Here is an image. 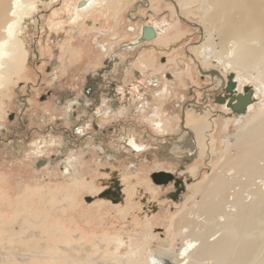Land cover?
<instances>
[{"label":"rangeland","instance_id":"374dc122","mask_svg":"<svg viewBox=\"0 0 264 264\" xmlns=\"http://www.w3.org/2000/svg\"><path fill=\"white\" fill-rule=\"evenodd\" d=\"M81 1L86 4L80 9L89 11L78 16L73 9ZM152 1L134 0L122 6L117 28L109 15L100 18L107 16L100 0H92L91 5L89 0H38L37 10L29 13L18 29L14 41L20 42L24 50L22 61L14 66L8 84L4 85V81L0 87V264H150V258L160 254L175 261L183 245L175 233L184 217H196L188 216L194 212L195 204L204 202L198 190L217 179V170L236 159L243 149L264 154V92L258 82L254 81L256 87L248 81L242 67L237 66L232 72L241 87L252 85L255 98L253 111L242 119V124H236L230 117L234 114L232 109L230 114L218 102L217 97L225 89L216 92L211 86L209 75L220 74L227 67L222 57L218 55V62L209 60L206 65L197 62L202 47L211 42L220 52L225 39L215 31L214 37L211 35L208 19L214 11L213 0H181L187 15L181 22L184 37L179 42H172L168 48L151 42L144 51L138 47L132 52H119L122 45L132 41L121 38L126 27L129 26L128 36L137 32L138 28L134 31L132 25L139 24L131 23L134 14L135 21L144 18L148 22L149 18L152 22L166 19L169 24L175 23L170 12V5L176 7L173 1L160 0L157 15ZM255 3L262 13L264 7L258 0ZM204 26L208 33H202ZM235 30L238 28L231 22L229 31ZM114 33L121 34L117 40L111 39ZM257 38L264 39V30ZM109 40L121 54V61L111 68V77L99 88L103 75L99 77L97 72L102 74L110 65L98 45ZM250 44L263 50L261 44ZM142 52L156 56V66L162 69L156 77L169 79L167 97L155 96L152 88L158 85H151L154 78L140 82L132 73H125L127 65L135 68L132 65ZM115 69L118 75L114 77ZM190 72L191 77L187 78ZM180 75L185 78L182 82ZM111 83L124 87L122 95L135 105V113L128 111V118L116 111L109 119L104 117L90 125L87 132L91 138L76 136L74 129L83 122L68 116L70 99L77 98L82 103L85 97L94 98L95 107L99 103L95 96L105 98ZM132 90L140 96L148 94L151 100L146 97L135 103ZM196 102L204 109L195 108ZM122 104L130 110L129 103ZM113 107L120 109L118 104ZM92 109L88 103L83 104L76 108V115L86 121L84 113L91 114ZM110 109L98 112H111ZM151 116H164L158 119L169 127L170 137L149 121ZM148 121L154 128L147 126ZM229 122L233 129H227ZM180 123L201 132L190 161H186L185 152H170L179 141L174 132ZM131 135L140 144L146 139V150L134 153L121 148L123 137ZM46 138L55 147L37 151L33 143L46 142ZM117 151L120 155L114 153ZM70 162L75 167L74 176L66 173ZM161 171L182 181L177 200L172 198L176 192L174 183L159 186L153 182L152 175ZM253 218L256 226L261 225L264 211L256 212ZM224 230L227 240L238 232L234 218ZM260 236L264 243V232ZM252 258L251 264H264V253L260 251Z\"/></svg>","mask_w":264,"mask_h":264},{"label":"bare ground","instance_id":"6f19581e","mask_svg":"<svg viewBox=\"0 0 264 264\" xmlns=\"http://www.w3.org/2000/svg\"><path fill=\"white\" fill-rule=\"evenodd\" d=\"M37 1L38 0H10V2H5V0H0V87L3 86L4 81V85L8 84V79L10 76L12 77L11 74L14 71V66L22 61V51L24 50L21 49L20 42L17 40L14 41L15 35L25 19L28 18L29 13L37 10ZM89 1L91 5L92 0ZM100 1L104 2V0ZM171 1H173L177 7L170 5L172 7L170 12L172 16H174V18H172V20L175 21L174 24H169L166 20H153L152 22L149 18L148 22L144 21V18L140 21H135L137 14H134L135 18L131 19V23L139 24L137 25L138 27L132 25L134 31L138 28L137 36L134 41L124 44L123 47L134 50L138 47H142L143 49L146 44H151V42H143L140 38L144 25L151 26L156 30L157 38L152 42H157L166 48L170 46V43L182 39L184 37L182 20L186 19L187 14L184 13L181 7V5H183L181 0ZM255 1L256 0L211 1L214 4V11L208 19L210 29L212 30L211 35L214 37L215 31L220 37L223 34L225 39L222 41L220 52H217V49L211 42L208 43L209 45L207 44V46L202 47L200 50L202 54L198 57L200 60L196 61L202 65H206V61L218 62L217 56L220 55L222 57L227 66L221 71L222 77L218 73L215 74L218 75L219 79L215 74L212 76L209 75L211 79H214L212 84L216 91L221 88L222 85L223 90L226 88L228 77L234 73L235 67L239 66L242 67L247 75V80L253 85H256V87L259 85L264 92V39L257 38V35L264 30V19H262V17L264 18V11L260 13L259 6ZM258 2L264 7V0H258ZM84 5L85 2H81L79 7L78 5L74 7L73 10L76 15L81 16L84 14L83 12L89 11V9H80ZM159 5H161L160 0L152 1V10L154 13H157ZM231 22L234 24L235 28H238V31H229ZM204 29L205 30L201 27L202 33H208V28L206 26H204ZM250 43H257V45L261 44L263 50H260L258 46H252ZM203 45H205L204 42ZM149 54L142 52L138 56L137 63L140 64L138 66H145L146 70L155 66L156 56ZM191 56H194L193 52H191ZM107 59L109 65H111L112 62H116L117 64L120 61L117 55ZM22 72L21 70L20 74ZM100 74L101 73H97V76L100 77ZM216 79L223 83L215 81ZM255 80L258 82V85L254 82ZM151 82V85L156 86L155 84H157V81L152 80ZM235 82L237 83V91L239 93H244V88L246 87H241L237 81L236 75ZM247 87L253 88L252 85ZM114 101H117V99L111 98V103ZM108 107H110V105H108ZM253 107L254 102L249 105L248 111L245 114L232 115L227 104L223 106V108L229 111L231 119L235 120L236 124H242V119L253 111ZM99 109L100 108H96L95 112ZM200 109L204 108L201 107ZM108 113L109 112H102L104 116ZM108 117L110 118L111 115L109 114ZM251 117L254 116L251 115ZM191 124L196 126L194 123ZM230 126L231 129H233L234 125H232L231 122L228 123L227 129H230ZM182 130L183 132H181V134L183 136L180 137L178 135L179 141L172 146L171 152L173 153L178 150L182 152L185 150L184 148L180 149L183 141L187 142L186 145H188V142H191L192 148L188 147L190 154L188 153L189 156L186 159V161H190L189 159H191L193 150L195 148L197 149V143L201 140V132L199 133V129L195 127L189 128L185 125ZM80 132L82 131L80 130ZM54 145V142L49 141V138H46V142L42 140L33 143L37 151L46 147H55ZM127 147L135 153H141L146 150L135 138H131L130 141L128 140ZM253 153H256L257 156H254ZM258 153L259 152L247 148L243 149L242 153L238 155L236 159L232 161H230V159L229 162L225 163L217 170V179H211L198 190V193L203 195L204 202L195 204V209H193L194 212L191 211L188 213V216L195 214L196 217H184L183 219L186 222L182 221L180 223L179 232L175 233L183 242L176 260H167L163 257V254H160L161 256L153 255L150 258V264H251L254 253L258 251L264 253V243L260 242V235L264 232V221H262L261 225L256 226L255 218H253L256 212L264 211V154L259 155ZM74 160L76 161V158ZM71 161L73 162V160ZM40 163L45 164V161ZM74 168L73 164H69L66 168V173L69 176H74ZM132 169L135 171L136 168L132 166ZM233 218L235 225H237L238 232L229 236L227 240L224 228ZM189 220L191 221L189 222ZM212 229H216L217 231L214 234H210L209 231ZM237 238H241L240 241H237ZM76 259L84 261L82 257H77Z\"/></svg>","mask_w":264,"mask_h":264},{"label":"crops","instance_id":"0c3cea01","mask_svg":"<svg viewBox=\"0 0 264 264\" xmlns=\"http://www.w3.org/2000/svg\"><path fill=\"white\" fill-rule=\"evenodd\" d=\"M130 1H134V0H129V1H127V2H125V1H120V0H109V1H105V2H103V3H101V8L103 9V7H105L104 9L105 10H107V16H103V17H100V18H107L108 17V15L110 16V17H112L113 19H114V21L115 20H117V21H115V24H116V26H117V28L120 26V17L122 16V14H121V12H122V10H121V7L122 6H124V7H126L127 5H128V3L130 2ZM125 4H127L126 6H125ZM123 7V8H124ZM160 6H158V8H159ZM158 8H157V10H158ZM117 14V15H116ZM156 15L158 14V11H157V13H155ZM117 17H116V16ZM100 18H98L95 22H93V24L92 25H94ZM164 21L166 20V19H163ZM167 21V20H166ZM132 24H130V26H131ZM129 26H127L126 27V31H127V28H128ZM183 30V29H182ZM126 31H125V33H123V36H121V38H124L123 40H126V39H129V38H131L132 39V41H134L135 39H136V36L135 35H132V36H128L127 34H126ZM105 33V32H104ZM121 34L120 33H114L112 36H111V39L112 40H117L118 39V37L120 36ZM107 36V33L104 35V37H106ZM112 40H109L108 42L107 41H105V42H103V43H101V44H99L98 46L99 47H101V51L105 54H107V58H110V57H113V56H115V55H117L120 51H122L121 50V48L119 49V52H116V50H115V44H113L112 43ZM181 40V39H180ZM180 40H178V41H176V42H179ZM131 41V42H132ZM130 43V42H129ZM110 44V45H109ZM127 44V43H126ZM171 44V43H170ZM103 46V47H102ZM123 46V45H122ZM121 46V47H122ZM141 50L142 51H144L142 48H141ZM111 51V52H110ZM129 52V51H128ZM144 53V52H143ZM115 54V55H114ZM141 54V53H140ZM139 54V55H140ZM199 55V54H198ZM118 58H119V60L121 61V54H119L118 56H117ZM141 57V56H140ZM199 57V56H198ZM186 58V57H185ZM198 59H200V58H198ZM137 60H138V58L135 60V63H134V65H132V66H134L135 68L133 69L131 66H126V71H125V73H132V76H134L136 79L138 78L139 80H140V82H143V80L145 81V82H147V80H150V79H152V78H154L155 79V81H157V87H155L154 89L152 88V90H156L154 93H155V96H157L158 94H160L161 96H165V97H167L168 95H169V88H168V84H167V80H169V79H167L166 77V81H163V80H160L158 77H156V76H158V74H159V72L162 70L161 68L160 69H158L157 68V66H156V63H155V66L153 67V68H149L148 70H146L145 69V66H138V65H140V64H138L137 63ZM177 62H179V58L176 60ZM199 61V60H198ZM137 63V64H136ZM116 65V62H112L111 63V65H110V69H108V70H106V71H103V73L102 74H100V77H101V75H103V78L102 79H100V81H99V84H98V87L99 88H101V86L102 85H104L103 83L108 79V78H110L111 77V68H113L114 66ZM163 68V67H162ZM142 70H143V72H142ZM145 70V71H144ZM203 72V69H201V71H200V74ZM97 73H99V72H97ZM143 74H145L146 75V77L145 76H143ZM96 75V74H95ZM118 75V71L115 69V75H114V77L115 76H117ZM188 77H191V72L189 73V74H187V78ZM183 80H185V78H182V75H180L179 76V81L180 82H182ZM173 81L175 82V79H173ZM160 82H161V86H160ZM173 82V83H174ZM214 82V81H213ZM219 82H221V83H223L222 81H220L219 80ZM186 83V82H185ZM211 86H213V84L211 85ZM216 86V85H215ZM214 86V87H215ZM223 86V85H222ZM137 88V87H136ZM139 88V87H138ZM123 89H124V87L122 86V90H121V94H125V92L123 91ZM135 90V89H134ZM134 90H132V92H131V94H132V97H131V99L133 98L134 100H135V103H137V102H139V100H142V99H144V98H146L147 97V95L148 94H141L142 96H140L137 92H135ZM138 92L139 93H142L141 91H139L138 90ZM164 92V93H163ZM165 92H167V93H165ZM130 93V92H129ZM122 97H121V99L119 100L120 101V103H121V108L117 111L118 112V115L119 116H126V117H128L129 118V113H128V111L129 112H131L132 114H134L135 112H134V106L131 104V101H129L128 102V100H127V97H125V95H124V97H123V95H121ZM160 96V97H161ZM130 99V100H131ZM146 99H148V100H151V98L148 96ZM162 99H163V97H162ZM105 100H107V102L105 101V104L108 106V105H110V102L111 101H109V99H105ZM147 100V101H148ZM117 101H118V99H117ZM125 102V103H129L130 105H131V108H130V110H129V108L127 107V104H122V102ZM148 107V104L146 105V108ZM155 108H153V110H154ZM110 110H112V108L110 109ZM162 110V108H160V111ZM122 112H123V114H122ZM114 113V110H112L111 112H109L106 116H104L102 113H99L98 112V110L95 112V115H93V116H91V121L89 122V124L90 123H92V122H95V119H98V116H100V117H102V118H104L105 117V119H109V114L112 116V114ZM156 114V113H155ZM98 115V116H97ZM153 115V114H152ZM133 117H135L134 115H133ZM159 117H162V116H155V119L151 116V117H149V121L150 122H152V123H156V126H157V128H160L162 131H163V133L164 134H167V136H165V135H163V136H165V137H170V133L171 132H169L170 131V129H169V127H167V126H164V122L162 121V120H160V119H158ZM135 118H137V117H135ZM158 119V120H157ZM162 119H164V116L162 117ZM103 120V119H102ZM148 121V122H149ZM149 122V123H150ZM147 123V122H146ZM88 124V125H89ZM148 124V123H147ZM88 125H81V126H79L80 128H81V131L82 132H80V129H78L77 130V132H78V134H80V136H84L85 135V133L88 131V129H89V127L90 126H88ZM149 125L152 127V128H154V126H153V124H148L147 126L149 127ZM100 127H102V125L100 124ZM184 128V124H182V125H180L179 126V128L174 132V133H176V132H178V135L180 136V137H182L183 135L181 134V132H183V129ZM161 133V132H160ZM89 134V133H88ZM162 134V133H161ZM173 134V133H172ZM144 137H146V135L144 136ZM131 138H135V139H137L136 138V136L135 135H131V136H127V137H123V139H122V141H121V148H125V149H128V147H127V143H128V140H130ZM145 139V138H144ZM138 140V139H137ZM139 142V141H138ZM148 142L146 141V139H145V141L142 143V144H140V145H144V144H147ZM187 144V142L186 141H183V144H182V146L180 147V149H185V150H183L182 152H185L186 153V158L189 156V154H190V150H189V148H192V144H191V142H188V145H186ZM189 147V148H188ZM121 148H118L117 150H121ZM131 150V149H130ZM132 151V150H131ZM180 153H181V151L180 150H178ZM170 152H171V150H170ZM116 155H120V152H114ZM135 153V152H134ZM172 153V152H171ZM189 153V154H188ZM110 155H113L114 156V154H110ZM71 164V163H70Z\"/></svg>","mask_w":264,"mask_h":264},{"label":"water","instance_id":"95a60500","mask_svg":"<svg viewBox=\"0 0 264 264\" xmlns=\"http://www.w3.org/2000/svg\"><path fill=\"white\" fill-rule=\"evenodd\" d=\"M140 38L143 42H152L157 38L156 30L151 26L144 25ZM90 89L89 91H91ZM89 91L87 92L88 94L90 93ZM217 98L219 103L227 104V106L232 109L234 114H243L247 112L249 105L254 102V92L251 87H246L244 88V93H239L237 91L235 75L231 74L228 77V84L225 88V93ZM152 180L159 186H166L169 183H174L176 192L172 194V198L174 200L178 199L182 189V181L175 178L172 173L165 171L155 172L152 175Z\"/></svg>","mask_w":264,"mask_h":264},{"label":"flooded vegetation","instance_id":"af4514ba","mask_svg":"<svg viewBox=\"0 0 264 264\" xmlns=\"http://www.w3.org/2000/svg\"><path fill=\"white\" fill-rule=\"evenodd\" d=\"M82 2V1H81ZM81 2H79L78 3V6H79V4L81 3ZM85 4H86V2H85ZM136 34H137V32L134 34L135 36H136ZM124 46V45H123ZM121 47V50H123V51H129V52H132L133 50H130V49H126V48H124V47ZM103 47V46H102ZM111 52V51H110ZM120 54V53H119ZM119 54H117V56L119 55ZM115 55V54H114ZM213 75V74H212ZM211 75V76H212ZM221 77H222V74L220 73L219 74ZM204 76H206V75H204ZM214 81V79H212V82ZM215 81H219L218 79H216ZM111 85H112V87L109 85V89H108V91L104 94V96H105V98H99L98 99V97L97 96H95L96 98H97V100L99 101V103H98V105L97 106H95L94 107V98H84V99H82L81 101H82V103H79V101L77 100V98H71L70 99V101H71V109L69 110V117H71V120H73V121H81V122H83V123H80V125H77L78 126V128L76 129V131H75V129H74V133H75V135L77 136V135H80V134H78V132H77V130L78 129H80L81 130V128L79 127V126H81V125H88L89 124V122L92 120L91 119V116H93V115H95V110H96V108H100L102 111L103 110H106V109H108L109 107L105 104V99H109V101H111V98H115V99H118V101H114L113 103H111L110 102V108H112V110H114V113L116 112V111H118L115 107H113V106H115V104H118V105H120V108H121V103H120V99H121V90H122V86H120V85H116L115 83H111ZM223 86L221 87V90L220 91H223ZM91 90V89H90ZM89 91V89H87L86 90V92H88ZM89 92H91V91H89ZM217 92V91H216ZM88 94V93H87ZM89 104V106L90 107H92L93 109L91 110V114H89V113H84V118L86 119V121H83L82 120V116H77L76 115V108H79L81 105H83V104H85V106H86V104ZM195 105H198V106H195V108H198V109H200L201 107H202V105L200 104V103H198V102H196V104ZM200 105V106H199ZM76 107V108H75ZM204 107V106H203ZM86 108V107H85ZM108 112V111H107ZM113 113V114H114ZM112 114V115H113ZM77 116V117H76ZM98 116V115H97ZM98 119H103L102 117H100V116H98ZM98 119H95V122L98 120ZM93 123V122H92ZM92 123H90L88 126H90ZM180 125H182V123H180ZM100 126V125H99ZM89 130V129H88ZM176 133H178V132H176ZM81 137H88V138H91V136H89V134H88V132H86L85 133V135L84 136H81ZM74 150V149H73ZM196 151V148L193 150V153ZM61 156V155H60ZM59 156V157H60ZM65 157H67V156H65L64 155V157L63 158H65ZM61 160V159H60ZM64 161H65V159H64ZM64 161H62V162H64ZM61 162V163H62Z\"/></svg>","mask_w":264,"mask_h":264}]
</instances>
